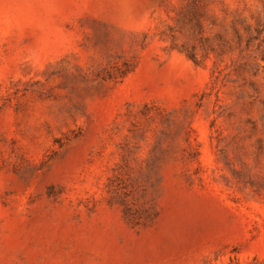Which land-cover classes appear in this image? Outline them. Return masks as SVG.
<instances>
[{
  "label": "rangeland",
  "instance_id": "obj_1",
  "mask_svg": "<svg viewBox=\"0 0 264 264\" xmlns=\"http://www.w3.org/2000/svg\"><path fill=\"white\" fill-rule=\"evenodd\" d=\"M0 264H264V0H0Z\"/></svg>",
  "mask_w": 264,
  "mask_h": 264
}]
</instances>
